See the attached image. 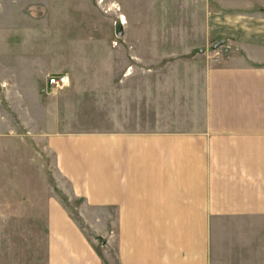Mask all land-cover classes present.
<instances>
[{"label": "crops", "instance_id": "0c3cea01", "mask_svg": "<svg viewBox=\"0 0 264 264\" xmlns=\"http://www.w3.org/2000/svg\"><path fill=\"white\" fill-rule=\"evenodd\" d=\"M130 2L103 30L97 78L78 84L71 68L96 64L66 58L54 71L71 87L38 118L25 103L23 139L0 117L4 233L45 215L39 257L23 244L17 263L8 243L9 264H264V0ZM11 32L0 63L14 113L17 82L43 98L49 57L26 63Z\"/></svg>", "mask_w": 264, "mask_h": 264}, {"label": "rangeland", "instance_id": "374dc122", "mask_svg": "<svg viewBox=\"0 0 264 264\" xmlns=\"http://www.w3.org/2000/svg\"><path fill=\"white\" fill-rule=\"evenodd\" d=\"M120 1L121 0H0V35L6 30L7 32H11L12 30V34L10 36H5L6 41H4V43L10 45L13 48L14 52L18 53L19 50L21 52H25V58L27 57L26 63L30 60V56L33 59L36 58V60L37 58H39V55L43 56V54L45 53H39L38 50L46 49V53L49 58L47 59V63L44 64L47 65V67H42V70L48 68L46 75H44L46 80L51 75L55 74H66L68 76V85L62 87L59 90H53L48 86V84L46 86L44 84H41L39 87L37 86L35 90H38L39 92H42V94H44L41 100H37L36 98H34V95H32V93L29 94L31 92V89H26L24 85L21 87V84L17 82L15 85L16 98L15 100H12L17 110L13 113L11 105L8 106L9 100L6 97L8 88L3 81L4 77L6 78L7 76H5V74H8V69L7 67H3V65H1L2 63H0L1 128L4 127H2V125H7L9 120L10 122H13L14 119L18 127L17 129L20 131L19 135H16L17 139H23L22 135L25 133V129L23 126V121L25 120L23 106L25 105V103L28 106L29 110L32 111L31 116L38 118L43 112H40L41 106H46V102L47 105L51 106V95L49 96V94L63 91L71 87L72 81L69 72L63 71L60 73L54 71L55 68L64 64L66 58L67 61L68 58H71V61L74 62H85V60H87L96 64V68L94 69H87V67L71 68L70 72L72 71L75 75H79L77 76L78 84L88 83V81L90 82L92 80V77L90 75H93L94 72L95 78L98 77L96 73L102 72V68L104 69L103 60H105L107 51L104 50L103 46V30L107 31L109 29H116L119 27L118 23H120V21H123V17L121 15H118V12L116 10L117 7H120ZM122 1H129V3H125V5L129 7L136 8L137 6L136 3L132 4L130 0ZM111 3L112 7H114L112 8L113 10L107 8ZM139 8H143L142 5L139 4ZM119 16L120 18L118 20ZM126 26L127 25L124 24L123 27ZM44 30L46 31L45 35H36V33ZM93 31H96L95 34H93ZM18 33H20V35H17ZM2 39L3 36L1 35L0 40L2 41ZM22 63L23 62H15V67L12 68L15 73L10 74L17 80L20 78L23 80L24 77H27L29 75L24 73L25 67L21 65ZM73 65L74 64H71V67ZM97 65L101 68L98 69ZM33 69L35 70L30 74V76H32V74H36L37 71L40 72L39 68L33 67ZM12 70L10 69L9 71ZM100 76H102V74ZM40 87L42 88V90H40ZM22 91L25 92L26 95L22 94L19 97L18 93H23ZM19 107L21 108L20 110ZM26 118L29 119V115H27ZM5 184L6 181H4L3 185ZM4 213L6 214V218L3 219V222H0V225L3 226L2 228H0V264H9L10 257H14L16 255L17 258L20 259L19 261H17V263H22L25 256L28 255L26 254L28 253V251L25 250L24 252L22 248L23 244H25L26 246L30 244L32 254L34 255V252H36L39 257V253L41 252L39 237L42 233L41 225L44 224L45 215L37 213V219H31V227L28 228L30 233L23 227H21V229L17 227H9V229L13 232H11L10 237H7L4 232H6L8 229L6 228V226H8L7 224L10 222L11 217H7V212L4 211ZM2 214L3 213H1V215ZM33 215H35V213ZM73 215L75 216V218L77 215H80L81 218L83 217V219H87L89 213L73 212L70 216ZM83 222L85 221L83 220ZM19 231L22 233L23 231H26L28 233V236H26L27 238L24 239V236L18 234L17 232ZM8 243H11L14 246V256L12 253L9 255V251L7 249Z\"/></svg>", "mask_w": 264, "mask_h": 264}, {"label": "built area", "instance_id": "2783aa9c", "mask_svg": "<svg viewBox=\"0 0 264 264\" xmlns=\"http://www.w3.org/2000/svg\"><path fill=\"white\" fill-rule=\"evenodd\" d=\"M47 84L53 90H59L62 87H65L68 85V76L66 74L51 75L47 79Z\"/></svg>", "mask_w": 264, "mask_h": 264}, {"label": "water", "instance_id": "95a60500", "mask_svg": "<svg viewBox=\"0 0 264 264\" xmlns=\"http://www.w3.org/2000/svg\"><path fill=\"white\" fill-rule=\"evenodd\" d=\"M222 43H224V39H219L218 41L215 42L214 46H218Z\"/></svg>", "mask_w": 264, "mask_h": 264}, {"label": "bare ground", "instance_id": "6f19581e", "mask_svg": "<svg viewBox=\"0 0 264 264\" xmlns=\"http://www.w3.org/2000/svg\"><path fill=\"white\" fill-rule=\"evenodd\" d=\"M123 17V16H122ZM124 18V17H123ZM123 21L125 22V19H123Z\"/></svg>", "mask_w": 264, "mask_h": 264}]
</instances>
